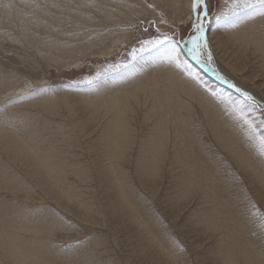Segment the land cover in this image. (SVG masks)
Returning a JSON list of instances; mask_svg holds the SVG:
<instances>
[{
	"label": "rangeland",
	"instance_id": "374dc122",
	"mask_svg": "<svg viewBox=\"0 0 264 264\" xmlns=\"http://www.w3.org/2000/svg\"><path fill=\"white\" fill-rule=\"evenodd\" d=\"M259 6L0 0V264H264Z\"/></svg>",
	"mask_w": 264,
	"mask_h": 264
},
{
	"label": "snow or ice",
	"instance_id": "6c2138e0",
	"mask_svg": "<svg viewBox=\"0 0 264 264\" xmlns=\"http://www.w3.org/2000/svg\"><path fill=\"white\" fill-rule=\"evenodd\" d=\"M204 3V0H193V11L195 12L196 9ZM207 15L205 11L204 16ZM256 15L264 16V0H260L259 8H253L251 12L248 13L249 18H254ZM197 28V35L192 38V43L195 48H199L200 44L199 41L203 40V27L201 26L200 18L198 17V23L196 25ZM248 99V97H245ZM262 144H264V140H262ZM264 154V152H262Z\"/></svg>",
	"mask_w": 264,
	"mask_h": 264
},
{
	"label": "bare ground",
	"instance_id": "6f19581e",
	"mask_svg": "<svg viewBox=\"0 0 264 264\" xmlns=\"http://www.w3.org/2000/svg\"><path fill=\"white\" fill-rule=\"evenodd\" d=\"M192 42V41H191ZM233 86V85H232Z\"/></svg>",
	"mask_w": 264,
	"mask_h": 264
}]
</instances>
